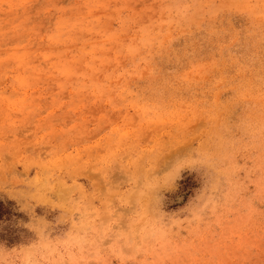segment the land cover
<instances>
[{
    "label": "rangeland",
    "instance_id": "rangeland-1",
    "mask_svg": "<svg viewBox=\"0 0 264 264\" xmlns=\"http://www.w3.org/2000/svg\"><path fill=\"white\" fill-rule=\"evenodd\" d=\"M0 264H264V0H0Z\"/></svg>",
    "mask_w": 264,
    "mask_h": 264
},
{
    "label": "trees",
    "instance_id": "trees-1",
    "mask_svg": "<svg viewBox=\"0 0 264 264\" xmlns=\"http://www.w3.org/2000/svg\"><path fill=\"white\" fill-rule=\"evenodd\" d=\"M8 211L9 210L5 207L4 203L0 201V218H2Z\"/></svg>",
    "mask_w": 264,
    "mask_h": 264
}]
</instances>
